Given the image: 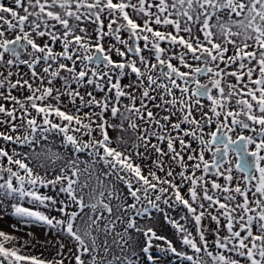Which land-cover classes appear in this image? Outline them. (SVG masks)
<instances>
[{
	"label": "snow or ice",
	"instance_id": "1",
	"mask_svg": "<svg viewBox=\"0 0 264 264\" xmlns=\"http://www.w3.org/2000/svg\"><path fill=\"white\" fill-rule=\"evenodd\" d=\"M0 264H264V0H0Z\"/></svg>",
	"mask_w": 264,
	"mask_h": 264
},
{
	"label": "rangeland",
	"instance_id": "2",
	"mask_svg": "<svg viewBox=\"0 0 264 264\" xmlns=\"http://www.w3.org/2000/svg\"><path fill=\"white\" fill-rule=\"evenodd\" d=\"M12 219H15V218H12ZM32 228H33L32 225H28V226H26L25 228H23L22 230H24V231H29V230H31ZM35 229H36L37 232H39V231H40V226H39V225H36V226H35ZM45 235H47V232H45Z\"/></svg>",
	"mask_w": 264,
	"mask_h": 264
}]
</instances>
